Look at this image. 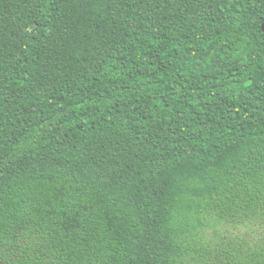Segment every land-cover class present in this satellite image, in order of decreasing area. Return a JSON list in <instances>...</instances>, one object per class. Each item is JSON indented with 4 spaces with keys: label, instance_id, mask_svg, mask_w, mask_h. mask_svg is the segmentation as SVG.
<instances>
[{
    "label": "trees",
    "instance_id": "16d2710c",
    "mask_svg": "<svg viewBox=\"0 0 264 264\" xmlns=\"http://www.w3.org/2000/svg\"><path fill=\"white\" fill-rule=\"evenodd\" d=\"M264 0H0V264H264Z\"/></svg>",
    "mask_w": 264,
    "mask_h": 264
},
{
    "label": "water",
    "instance_id": "95a60500",
    "mask_svg": "<svg viewBox=\"0 0 264 264\" xmlns=\"http://www.w3.org/2000/svg\"><path fill=\"white\" fill-rule=\"evenodd\" d=\"M262 30H263V32H264V23L262 24Z\"/></svg>",
    "mask_w": 264,
    "mask_h": 264
}]
</instances>
